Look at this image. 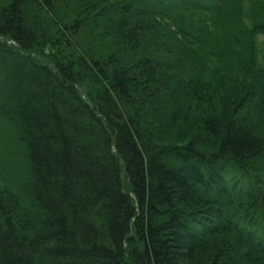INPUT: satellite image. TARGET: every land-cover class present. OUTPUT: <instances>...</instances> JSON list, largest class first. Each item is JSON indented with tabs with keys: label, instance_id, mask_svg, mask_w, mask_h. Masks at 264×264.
I'll list each match as a JSON object with an SVG mask.
<instances>
[{
	"label": "trees",
	"instance_id": "1",
	"mask_svg": "<svg viewBox=\"0 0 264 264\" xmlns=\"http://www.w3.org/2000/svg\"><path fill=\"white\" fill-rule=\"evenodd\" d=\"M228 1L0 0V121L23 148L0 156V264L264 261L260 69L237 112L192 106L213 151L141 127L143 71L186 67L181 44L200 53Z\"/></svg>",
	"mask_w": 264,
	"mask_h": 264
},
{
	"label": "rangeland",
	"instance_id": "2",
	"mask_svg": "<svg viewBox=\"0 0 264 264\" xmlns=\"http://www.w3.org/2000/svg\"><path fill=\"white\" fill-rule=\"evenodd\" d=\"M263 12L264 0H230L221 6L217 14L218 21L214 22L216 30L204 29L200 34L206 43L200 53L195 52L191 44H181V53L186 56V67L182 64L172 66L168 64L169 60L165 59L161 64L163 70L147 68L143 71L137 83L146 78L147 85L141 91L139 99L148 109L139 105V111H143L141 127L154 145H182L193 139L207 152L215 150L213 144L204 143L205 140L211 143L214 139H203V133L197 126V118L193 121L195 112L192 110L195 109L192 106L196 103L204 109L212 110L210 105H213L218 113L237 112L238 101L245 95V90L242 91V97L238 96L235 92L236 86L238 90L239 87L243 88L242 84L247 81L245 76L252 70L260 69L264 76V35L256 34L251 28L252 23L260 22ZM202 18V26L210 23V17ZM53 29L61 34V28L58 26ZM170 38L178 42L189 41L183 35L180 36L181 39L174 35ZM174 47L173 50H180L175 45ZM199 54L201 59L197 58ZM181 84L197 86L189 92L184 90ZM191 96L194 99L190 100ZM3 141L11 144V147L6 148V151L0 150V153H3L1 157H12L15 162L20 156L23 157V148L17 136L0 121V149L5 146ZM13 203L15 204V200H10L8 204L11 206ZM15 213H19L17 209ZM223 241L224 239L219 240L220 243ZM207 253L209 255V249ZM244 264H264V261H246Z\"/></svg>",
	"mask_w": 264,
	"mask_h": 264
}]
</instances>
